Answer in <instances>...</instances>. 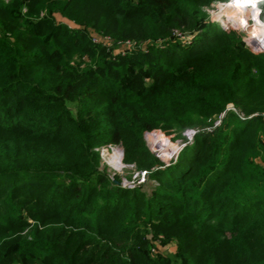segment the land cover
<instances>
[{
  "label": "trees",
  "instance_id": "obj_1",
  "mask_svg": "<svg viewBox=\"0 0 264 264\" xmlns=\"http://www.w3.org/2000/svg\"><path fill=\"white\" fill-rule=\"evenodd\" d=\"M217 1L0 0V264H264V52ZM155 129L194 134L163 166Z\"/></svg>",
  "mask_w": 264,
  "mask_h": 264
},
{
  "label": "rangeland",
  "instance_id": "obj_2",
  "mask_svg": "<svg viewBox=\"0 0 264 264\" xmlns=\"http://www.w3.org/2000/svg\"><path fill=\"white\" fill-rule=\"evenodd\" d=\"M6 1V0H5ZM233 0H226L224 2L217 1L214 2L210 7L206 8V14L208 16V21L210 23L216 24L217 27L220 28L219 24L214 22L213 19L215 16H217L222 10L226 9ZM239 18V16H237ZM222 29V28H221ZM234 32L237 33V35L241 34L243 35L242 31L239 29H234ZM94 41L97 38L95 35H92ZM100 39V38H98ZM100 41L103 42V44L109 45L106 39H100ZM118 50L121 52H124L127 50V45L120 44L118 47ZM262 52H253V54H260ZM227 109H231V106L227 107ZM223 115H221L222 117ZM159 130V129H155ZM160 131L159 133L152 134V132H148L151 134H147L144 136V141L149 149V151L155 155L163 164V166H168L171 163L175 161L178 154L181 152L182 148L192 140V137L188 132H184L183 139H177L174 134H166L165 132ZM194 133V132H193ZM162 140H161V139ZM165 143V144H164ZM115 149H121L120 146H114L110 144L102 145L98 148V153L100 156V163L101 168H105L107 174L113 178L118 177L119 184L121 187L124 188H133L138 185H145V176L144 174H138L134 167L131 165H126L123 162V155L124 153H121L120 161L115 159L116 150ZM172 150V154L169 157H166L164 155V151ZM119 162V163H118ZM154 245L151 249V257H160L167 261V264H174L175 263V246L172 241L165 240L162 236H158L157 239L154 241Z\"/></svg>",
  "mask_w": 264,
  "mask_h": 264
},
{
  "label": "built area",
  "instance_id": "obj_3",
  "mask_svg": "<svg viewBox=\"0 0 264 264\" xmlns=\"http://www.w3.org/2000/svg\"><path fill=\"white\" fill-rule=\"evenodd\" d=\"M246 1L252 2V5H249V6L253 7V5H254V8H252L253 10H255L254 13H256L258 19H260L264 23V0H246ZM233 2H234V0H233ZM242 17H243V21H242L243 27H241V28H238V26H237L238 21L237 20L235 21V20L223 19L222 21H218L216 23H218L220 28H222V30L225 32H230V31L234 32V29H239L240 31H242L243 35L239 34V36L241 37V41L243 42L245 48L249 52L253 53V52L264 51V38H260V43H259L260 46L259 47L256 44H254L255 41H253V39H252L254 36L251 35L252 28H249V26L251 24L255 23V21L251 17L250 13L248 11H246L244 16H242ZM213 21H214V19H213ZM177 36L181 39L183 38L181 34H177ZM96 40L97 39H95V41ZM261 119L264 122V115H261ZM218 123H219V120L215 122V125H217ZM150 132H152V134H155V132L160 134L159 130H152ZM189 133H190L191 137L194 134L191 131ZM147 134L149 135L151 133L146 132L144 134V136ZM115 150H118L121 153V149H115Z\"/></svg>",
  "mask_w": 264,
  "mask_h": 264
},
{
  "label": "bare ground",
  "instance_id": "obj_4",
  "mask_svg": "<svg viewBox=\"0 0 264 264\" xmlns=\"http://www.w3.org/2000/svg\"><path fill=\"white\" fill-rule=\"evenodd\" d=\"M249 5H252V2H248L246 0H234V2H232L226 9L222 10L220 14L215 16L214 21L218 22V21H222L223 19L235 20V21L237 20L238 21L237 26L238 28H241L243 27L242 25L243 17L242 16H244L246 11H248L251 17L253 18V20L255 21V23L249 26V28H252L251 35L254 36L252 39L253 41H255L254 44H256L259 47L260 38H264V23L260 19H258L256 13H254L255 10L252 9L254 8V5L253 7H250ZM237 16H239V18ZM115 152L117 153V150ZM164 152H165L164 155L166 157L171 156V154L173 153L172 150L170 151L167 150ZM120 156H121V153H120ZM115 159L118 161L116 157Z\"/></svg>",
  "mask_w": 264,
  "mask_h": 264
},
{
  "label": "water",
  "instance_id": "obj_5",
  "mask_svg": "<svg viewBox=\"0 0 264 264\" xmlns=\"http://www.w3.org/2000/svg\"><path fill=\"white\" fill-rule=\"evenodd\" d=\"M123 152V150H121V153Z\"/></svg>",
  "mask_w": 264,
  "mask_h": 264
}]
</instances>
